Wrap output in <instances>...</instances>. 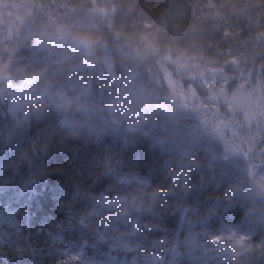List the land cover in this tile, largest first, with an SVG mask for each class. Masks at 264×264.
Wrapping results in <instances>:
<instances>
[{"label":"trees","instance_id":"obj_1","mask_svg":"<svg viewBox=\"0 0 264 264\" xmlns=\"http://www.w3.org/2000/svg\"><path fill=\"white\" fill-rule=\"evenodd\" d=\"M106 59L121 81L117 93L125 99L108 94L110 89L102 92L100 76L102 71L106 74ZM247 64L256 74L264 75V0H0V78H18L24 86L45 92L52 101L62 95L63 101L76 99L71 86L81 81L77 92L90 85L96 102L90 101L97 103L98 99L105 109L114 111V117L123 119L121 124L134 126L127 137L144 166L138 169L153 182L142 199L148 213L155 216L156 239L163 232L170 238L168 230L182 213L176 198L180 178L170 165L175 156L161 145L168 137L172 139L170 130L176 120L170 118L165 125L147 123L159 112L185 116L183 103L177 104L169 91L167 73L174 76L177 86L182 84L190 104L200 109L198 92L203 74ZM107 76L103 75L106 81ZM133 86L141 90L142 101L132 100ZM72 103L71 109L77 108L79 102ZM76 110L79 121L61 118L58 111L42 104L30 105V118L20 120V126L14 125L7 132L13 134L20 128L23 133L30 131L46 160L48 169L42 176L51 188L36 200L41 216L56 213L55 206H64L76 184L80 195L86 197L108 187L112 180L98 176L105 170L96 162H104V158L88 159L86 145L73 136L84 139L91 132L89 124L85 129L81 125L90 117L82 108L81 114ZM138 115L145 119L141 129L135 126ZM180 156H184L182 152ZM5 198L2 209L7 210L12 206H7L9 197ZM15 236L18 242L13 244ZM21 237L15 229L9 232L0 246V256L6 257L2 263L32 264ZM45 246L39 245V264H61Z\"/></svg>","mask_w":264,"mask_h":264},{"label":"rangeland","instance_id":"obj_2","mask_svg":"<svg viewBox=\"0 0 264 264\" xmlns=\"http://www.w3.org/2000/svg\"><path fill=\"white\" fill-rule=\"evenodd\" d=\"M87 89H85V91H86ZM183 95V97H184V99L186 100V95H184V94H182ZM256 100H258V98L256 99ZM242 107L244 108V104H242ZM116 108H118L119 109V111H121L122 112V109L119 107V105H117L116 106ZM97 110H99V111H101V113H108L109 112V114L107 115V114H104L103 115V117H105V116H107V119H108V116H112L113 114H114V111L113 110H108V109H103L100 105H98L97 106V108H96ZM232 109H233V107H232ZM251 110V107L245 112L246 113V115L248 116L247 117V121L248 122H250V121H253V123H255V125H253V124H249V123H247V124H249V127L253 130L254 129V131L256 130H258L259 128H260V126H258L259 125V121L257 120L258 119V117H261L262 119H264V106L263 107H258V109H256L257 111L256 112H254V111H252V114H249V111ZM108 122H109V119H108ZM263 122V121H262ZM261 125H262V128L261 129H263V127H264V123H261ZM254 131H251V132H253L254 133ZM205 132H208V130H205ZM258 132V131H257ZM209 134H212V133H209ZM216 138V137H215ZM229 138V137H228ZM225 140H226V137H225ZM227 141V140H226ZM235 246V244L232 242V240H231V237L230 236H227V237H223V236H221V237H219L218 239H217V243H216V246H215V251L218 249H222V248H225V247H228V246ZM237 245H239V244H237ZM213 250V251H214ZM218 256L219 255H217V256H213V261L215 260V259H217L218 258Z\"/></svg>","mask_w":264,"mask_h":264}]
</instances>
